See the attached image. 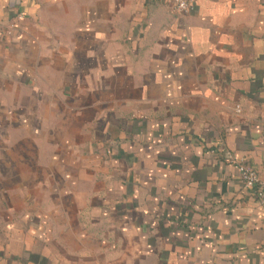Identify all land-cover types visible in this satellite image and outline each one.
<instances>
[{
  "label": "crops",
  "instance_id": "1",
  "mask_svg": "<svg viewBox=\"0 0 264 264\" xmlns=\"http://www.w3.org/2000/svg\"><path fill=\"white\" fill-rule=\"evenodd\" d=\"M240 165L264 0H0V264H264Z\"/></svg>",
  "mask_w": 264,
  "mask_h": 264
},
{
  "label": "built area",
  "instance_id": "2",
  "mask_svg": "<svg viewBox=\"0 0 264 264\" xmlns=\"http://www.w3.org/2000/svg\"><path fill=\"white\" fill-rule=\"evenodd\" d=\"M171 7L178 13H188L193 8V0H171ZM20 17V15H18ZM236 106V111H239ZM240 180L245 187L254 188L257 195L264 201V170L261 173L240 165Z\"/></svg>",
  "mask_w": 264,
  "mask_h": 264
}]
</instances>
